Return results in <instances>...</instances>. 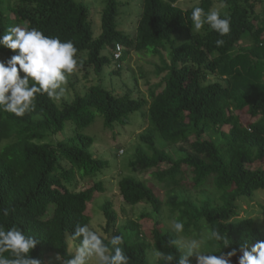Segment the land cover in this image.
<instances>
[{"label":"trees","instance_id":"trees-1","mask_svg":"<svg viewBox=\"0 0 264 264\" xmlns=\"http://www.w3.org/2000/svg\"><path fill=\"white\" fill-rule=\"evenodd\" d=\"M179 1L140 0L135 32L129 35L118 28L120 3L104 0L100 31L94 36L91 10L84 3L0 0V36L8 27L27 22L47 36L70 40L81 65L77 71L96 77V84L83 95L60 106L47 94H37L35 111L22 117L0 109V209H14L7 217L0 214V226L16 225L34 238L37 244L29 255L40 264H47L45 257L50 253L67 257L68 233L77 223L89 225L86 205L102 190L101 182L71 190L76 186L75 174L92 180L107 168L105 159L89 151L94 138L77 132L90 125L96 113L105 129H113L124 126L129 115L146 109L148 132L139 135L144 147L134 148L127 167L133 174L148 175L166 190L163 201L152 183L133 177L118 181L123 203L145 205L153 218L148 233L139 223L127 221L125 236L111 235L122 237L119 246L130 264H157L148 259L151 246L178 256L177 249L166 243L175 234L160 228L164 207L183 222L185 235L194 231L199 236L203 223L226 233L228 247L209 240L224 254L241 242L251 246L264 240V231L254 227L253 219H235L238 199L249 200L254 191H264V0H218L226 5L221 16L230 17L231 31L225 36L207 25L189 33L191 8L199 6L207 12L213 8L212 0H200L185 10L178 7ZM218 39L224 41L220 47L215 44ZM115 45L121 47L118 59L113 56ZM131 53L160 60L155 73L163 76L149 89L148 100L134 97L122 81L121 62ZM0 54L7 59L15 55L3 46ZM211 77L216 79L210 81ZM106 78L118 81L122 91L103 88L100 84ZM71 80L68 74L72 87L76 79ZM134 83L137 86L135 79ZM58 133H64V138L56 139ZM153 133L166 146L156 147ZM186 173L198 190V200L192 198L188 185L179 184ZM207 183L211 191L204 186ZM50 205L52 210L44 217ZM111 206L110 201L101 206L105 232L116 223ZM110 238L103 239L108 243ZM231 264H237V256Z\"/></svg>","mask_w":264,"mask_h":264},{"label":"clouds","instance_id":"clouds-1","mask_svg":"<svg viewBox=\"0 0 264 264\" xmlns=\"http://www.w3.org/2000/svg\"><path fill=\"white\" fill-rule=\"evenodd\" d=\"M221 7L226 5L221 4ZM190 18L196 31L205 25L220 36L231 31L230 17L227 14L222 17L216 8L206 12L202 7H192ZM215 44L220 47L224 41L218 39ZM0 46L15 53L7 61H0V109L17 117L35 111L37 94H47L49 98L59 100L65 94L68 74L81 66L72 41H61L59 37L47 36L36 27H29L27 22L8 27L0 36ZM10 211L14 209L4 207L0 209V214L7 217ZM167 223L175 238L166 243L168 247L177 249L178 256H174L172 252L154 249L152 257L157 264L160 261L163 264H173V261L175 264H190L193 256L196 264H231L233 256H237V264H264V240H257L251 246L244 241L238 248L217 255L213 251L201 249L205 240L228 247L230 240L226 233L222 234L217 228L207 227L205 239L199 236H183L182 221L173 217ZM68 239L74 246L67 257L56 254L49 264L53 260L57 264H130L128 256L119 246L122 243L120 235L112 236L106 243L87 224L77 223L72 233H68ZM36 244L34 238L26 235L16 225L7 229L0 226V264H40L37 258L29 255Z\"/></svg>","mask_w":264,"mask_h":264},{"label":"rangeland","instance_id":"rangeland-1","mask_svg":"<svg viewBox=\"0 0 264 264\" xmlns=\"http://www.w3.org/2000/svg\"><path fill=\"white\" fill-rule=\"evenodd\" d=\"M14 0H11L13 2ZM81 3H84L91 10L90 20L93 25L94 36L99 34V22H100V10L103 6L104 0H75ZM200 0H180L177 5L181 9H189L192 6H195L199 3ZM213 1V8H216L220 13L224 12V8L221 7V4L218 0ZM120 3L119 16L117 17V22L119 23V29L126 32L129 35L134 34V22L136 20L137 13L140 10V0H117ZM196 32L192 28L189 33L192 34ZM184 37V36H183ZM108 51H105L106 54ZM162 55H165V52H162ZM8 59L0 54V61H7ZM123 67V79L124 84H127V88L132 91L134 97L141 96L144 99H149V89L156 85L162 78L163 73L156 75V67H160V60L157 56L148 55V54H138L131 53L128 56H124L121 62ZM108 70H105V76L108 74ZM107 77V76H106ZM72 82L76 79V83L71 87L66 84L65 94L59 99H54L55 103L60 106L63 102H71L75 95H83L89 86L96 84V77L91 73L88 77H84L81 72L75 70L71 73ZM136 80L137 86H135L134 79ZM216 78L211 77L210 81H214ZM112 81L106 78L101 82V86L105 89H110L113 86L116 93L122 91L118 81L112 85ZM137 91L139 92L137 94ZM146 109H142L136 113H133L128 116L127 123L124 126H113V129H105L103 127L102 118L99 114H95L94 121L85 128L78 129L77 132L81 134H86L94 138V144L90 148V152L94 157H99L107 161V168H105L101 173L95 175L91 179L82 180L79 178V175H74V183L76 184L72 191H79L83 188H86L92 185V182H101L102 190L100 192H95L91 200L86 205V214L90 218L89 227L97 232L101 238L108 239L115 232L125 236L127 231L123 229L127 221H133L139 223L142 226V230L145 233H148L150 227L152 226V219L150 214L151 210L145 205H137L134 207L127 206L123 203L121 197L117 193V184L118 181L123 177H133L137 180L152 183L156 189L159 190V195L163 201L166 198V190L164 189L163 184L157 183L155 180L149 178L146 174L136 175L133 174L127 167V162L130 160L133 150L136 146L140 145L144 147L143 144L139 141V135L146 132L148 120L145 117ZM242 119H245L244 117ZM152 129L150 128L149 131ZM155 146L164 147L166 146L165 142L161 140L155 133ZM56 139L64 138V133H58L55 135ZM256 166H253L255 168ZM179 184L188 185L190 190V195L194 200H198V190L191 186V181L189 175L186 173L183 179L179 180ZM209 191L212 190L210 183L204 185ZM203 188V187H202ZM204 196V195H203ZM110 201L112 203L111 209L115 211L116 214V223L114 227L105 232L106 227V218L104 217L101 206L104 202ZM236 217L239 218H251L254 222V227L258 230L264 231V191L256 190L253 192L252 197L240 198L236 201ZM52 210V206L48 207L46 215L47 217ZM142 215H148V219L142 218ZM153 217V215H152ZM175 217L172 215L168 208L164 207L161 214L162 223L160 228L168 230L171 229L168 225V220ZM207 225L203 223V230L199 235V238L205 239L207 232ZM173 233V232H172ZM183 236H196V232H190ZM73 242L68 240V251L73 248ZM153 247L151 246L148 250V259L151 263H155L152 252ZM203 251H213L217 255L222 252L216 247H212L209 243V240H205V243L202 247ZM56 254L50 253L45 257V262L49 264V261ZM52 264H57L56 261H52ZM190 264H196L195 256L190 258Z\"/></svg>","mask_w":264,"mask_h":264},{"label":"built area","instance_id":"built-area-1","mask_svg":"<svg viewBox=\"0 0 264 264\" xmlns=\"http://www.w3.org/2000/svg\"><path fill=\"white\" fill-rule=\"evenodd\" d=\"M120 52H121V47L119 45H115V49L113 52V56L115 59H118L120 56Z\"/></svg>","mask_w":264,"mask_h":264}]
</instances>
